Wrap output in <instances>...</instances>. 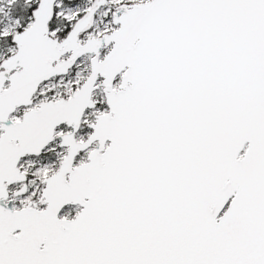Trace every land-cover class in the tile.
Masks as SVG:
<instances>
[{
	"label": "snow or ice",
	"instance_id": "obj_1",
	"mask_svg": "<svg viewBox=\"0 0 264 264\" xmlns=\"http://www.w3.org/2000/svg\"><path fill=\"white\" fill-rule=\"evenodd\" d=\"M0 264H264V0H0Z\"/></svg>",
	"mask_w": 264,
	"mask_h": 264
}]
</instances>
